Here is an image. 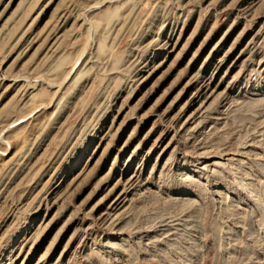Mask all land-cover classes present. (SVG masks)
Instances as JSON below:
<instances>
[{"label": "rangeland", "instance_id": "1", "mask_svg": "<svg viewBox=\"0 0 264 264\" xmlns=\"http://www.w3.org/2000/svg\"><path fill=\"white\" fill-rule=\"evenodd\" d=\"M0 264H264V0H0Z\"/></svg>", "mask_w": 264, "mask_h": 264}, {"label": "bare ground", "instance_id": "2", "mask_svg": "<svg viewBox=\"0 0 264 264\" xmlns=\"http://www.w3.org/2000/svg\"><path fill=\"white\" fill-rule=\"evenodd\" d=\"M121 193V192H120Z\"/></svg>", "mask_w": 264, "mask_h": 264}]
</instances>
